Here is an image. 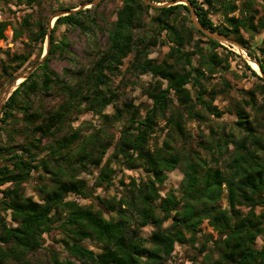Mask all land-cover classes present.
<instances>
[{"label": "trees", "instance_id": "trees-1", "mask_svg": "<svg viewBox=\"0 0 264 264\" xmlns=\"http://www.w3.org/2000/svg\"><path fill=\"white\" fill-rule=\"evenodd\" d=\"M19 1L29 6L40 2ZM104 1L56 18L45 62L12 92L2 108L0 129L18 136L14 125L18 112L24 127L22 142L0 144V264H30V255L45 248L54 230L62 235L56 242L72 259L49 250L50 264H164L175 245L184 243H199L192 259L202 255V264H264V215L254 211L257 206L264 207V79L242 60L258 79L244 92L243 102L255 118L261 115L263 122L250 119L237 102L232 109L237 133L225 131L218 120L221 113L212 105L213 96L200 83L204 74L200 69L209 73L218 69L223 61L214 50L217 47L226 51V58L240 57L208 37L210 50L200 46L199 40L192 43L194 34L206 36L193 26L182 3L153 7L142 0H122L111 11L113 18L106 19L98 11ZM188 1L202 26L235 40L264 72L257 45H249L241 34L243 30L264 44V0H244L239 16L229 15L237 9L233 1H221V24H215L210 16L213 3L219 0ZM55 2L52 11L76 7ZM30 18L26 15L21 27H12V32L17 38L22 28L29 31V38L38 43L35 57L31 59L33 49L14 53L2 67L6 82L42 54L47 18L40 16L34 22ZM99 21L106 43L87 67L58 73L49 66L51 58L68 54L66 35H56L61 26H66L65 31L79 28L87 33L100 28ZM9 24L0 21V39L5 38L3 32ZM158 44L168 46L164 57H149L151 47ZM189 44L194 47L190 52L184 50ZM129 54L132 59L126 73H148L155 79L145 88L151 105L144 114L131 100L118 105L120 94L109 86L110 75L119 72ZM195 55L199 56L197 66ZM224 62L228 65L227 59ZM256 92L263 95L261 104H257ZM55 94L62 98L57 105L33 106L32 97ZM172 95L179 104H174ZM109 105L112 113L105 112ZM86 112L102 122L88 134L71 125ZM159 119L165 121L166 135L161 145L155 143L150 148ZM206 121L210 122L208 133L199 130L196 140L186 128L187 122ZM114 159L126 170L141 168L145 176H131L119 197L96 195V206L68 198L91 196L79 177L91 168L98 169L95 187L110 189ZM176 169L182 173L179 186L162 193L167 174ZM34 174L37 199L26 195L23 185ZM204 221L215 236L201 233ZM147 226L153 230L145 236L142 231ZM260 236L263 241L257 246ZM84 240L96 243L100 251L86 246Z\"/></svg>", "mask_w": 264, "mask_h": 264}, {"label": "rangeland", "instance_id": "rangeland-1", "mask_svg": "<svg viewBox=\"0 0 264 264\" xmlns=\"http://www.w3.org/2000/svg\"><path fill=\"white\" fill-rule=\"evenodd\" d=\"M88 0H60L63 5H81L86 3ZM226 0H219L213 3V8H211V19L215 24L223 23V14L220 11L221 8L220 2ZM237 6V9L230 13L229 15L239 16V11L241 9L242 3L244 0H231ZM101 2V1H100ZM122 0H105L98 8L99 13L106 19H112L113 15L111 14L112 10L115 6L121 4ZM166 2V1H163ZM55 0H40L39 4L34 3L32 6L25 4L24 2H20L19 0H0V21H8L10 24L4 30V39H0V93L3 88L9 83L6 82V76L3 75L2 67L4 64H8L9 58L14 54L25 53L30 49L34 50V54L31 59L35 57V51L38 43L32 41L29 38V31L25 28H22V34L13 38L12 27H21V21L26 15H31L30 21L34 22L35 19L42 16L44 18L50 17V15L54 12L52 9L56 7ZM90 6H87V8ZM152 12V11H151ZM153 13V12H152ZM100 28H95L92 32L83 33L79 30V28H72L65 31L66 26H61L57 32V37H61L62 34H65L68 44V54L64 58H51L49 60V66L52 67L56 72L63 73L65 68L75 70L78 67H87L92 59L96 56L97 51L103 48L106 43V32L102 23ZM32 30H35V26L32 25ZM241 34L244 39L248 42L249 45L256 46V55L264 59V44L261 45L259 40L241 30ZM207 37L194 34L192 43L195 40H199L200 46H203L205 49H209V45L206 41ZM223 45V44H221ZM225 48L233 51L240 58L235 56L225 57L226 51L217 47L214 49L217 55L222 59V63L219 65L218 69L215 72L209 73L204 68L200 70L204 73L203 76L200 77V83L202 87L205 88L206 91L211 93L213 96L212 105L216 107L219 111V123L224 127L225 131H233L237 133V129L234 128L233 121L235 119V114L233 113L235 104L240 102L245 110L250 114V119L254 117L253 110L246 104H244V99L246 98L245 91L252 89L254 85L258 82V79L254 77L243 65L242 60L244 58L240 56L236 52L229 48L226 45H223ZM211 49V48H210ZM209 49V50H210ZM168 50L167 45H156L151 47L149 57L162 59L164 57L165 52ZM184 50L192 51L194 47L192 44L185 45ZM132 59V54H129L126 58H124L122 65L119 67V72L110 75L109 86L113 91H116L120 94L117 104L121 105L123 102L131 100L134 105H138L140 108L141 114H144L145 108L151 105V99L145 93V88L148 84L155 79L152 78L150 74H142L136 75L131 73H126L125 68L129 65ZM227 59L228 65L225 64L224 60ZM194 65L197 66L199 62V56H194ZM246 62V61H245ZM247 63V62H246ZM248 64V63H247ZM249 65V64H248ZM162 86H165V82H163ZM197 89H199L196 86ZM257 99V104L262 103V94L256 92L255 94ZM174 104H179V101L175 96H173ZM39 97H32L33 106H38L41 103L45 108H50L52 106L57 105L62 101L61 96L53 95V96H44L41 99ZM106 113H112L113 107L109 105L105 108ZM168 113V112H167ZM22 114L20 112L15 114V118L17 121L14 123L15 128L18 129V136L14 137L10 132L8 133L6 129H0V144H14L20 143L23 140V119ZM256 123H262L263 118L261 115H257L254 117ZM101 118L93 115L90 112L82 113L79 115L77 119L71 121L72 127H80L82 133L88 134L94 128L99 127L101 125ZM165 121L163 119L158 120V125L155 127V132L152 134V137L149 141L150 148L154 146L155 143L161 145L165 135L167 128L165 127ZM209 121L204 123H194L187 122L186 128L191 131L193 135L198 133L199 130H202L204 133H208ZM116 136L117 132L115 131ZM196 140H199L198 136L194 137ZM179 145V142L178 144ZM232 146V145H231ZM230 146V147H231ZM111 149L108 150V154H110ZM42 154L39 155L42 156ZM111 166L115 169V175L113 178V186L104 190L101 188L95 187V177L98 173V169L91 168L87 172H82L79 174V177L83 178L86 182L88 188L91 191V196L83 197L79 195H70L68 198L77 201L82 205H89L90 203L96 206V195H100L103 197H111L112 195H116L119 197L123 184H127L130 180V177L133 176L135 179L139 176H145L141 168H136L132 171L124 169L118 160L114 159L111 162ZM35 174L34 178L27 180L24 182V190L26 195H31L35 199H37V191L35 190ZM182 179V173L179 169H176L167 174L166 180L164 182V187L162 189V193H164L169 188H177L179 186L180 180ZM224 205V202L222 203ZM240 208L247 212L248 208L244 206H240ZM256 214L263 213L264 215V207L257 206L254 208ZM105 216L107 214L105 213ZM201 233H213L215 236L216 233L213 232L212 228L204 221L201 225ZM153 230L152 226H147L143 229L142 234L148 236L150 232ZM62 237L59 230H54L47 237V240L44 244V247L38 253L34 255H30V264H50L48 260V251L54 250L60 254L61 258L69 259L66 251L63 249L62 245L56 242V240H60ZM54 238V240H53ZM263 241V238L260 236L257 239V246H259ZM83 243L94 249L95 252L100 251V246L90 240H84ZM199 247V243H195L191 245L189 243L184 244H176L174 251L171 253L170 257L166 259L164 264H202V255H198L197 258L193 261L192 257L196 254L197 249ZM72 259V258H70Z\"/></svg>", "mask_w": 264, "mask_h": 264}, {"label": "water", "instance_id": "water-1", "mask_svg": "<svg viewBox=\"0 0 264 264\" xmlns=\"http://www.w3.org/2000/svg\"><path fill=\"white\" fill-rule=\"evenodd\" d=\"M101 0H90L87 1L86 3H83L81 5H78L74 8L71 9H65V10H56L54 11L50 17L48 18L47 21V32L45 36V40L43 43V51L39 59H37L33 64L29 65L27 68H25L23 71L18 73L1 91L0 93V114L2 111V108L9 98V96L12 94V92L24 81L26 80L32 73L33 71L42 65L45 62V59L48 55L49 48H50V40H51V32H52V27L54 24V21L56 18L62 16V15H67L70 13H74L78 10H82L87 8V6H95L97 5ZM144 3L151 5L153 7H161V6H170V5H175L178 3H182L187 6L189 10V15H190V20L192 21L193 26L201 31L206 37L209 39H212L220 44L226 45L229 48L236 50L240 56L244 58V60L249 64V66L256 72V74L264 79V72L261 69L259 62L257 60L251 59L247 53L246 50L235 40L226 37L225 35L214 32L212 30H209L205 28L204 26L201 25V23L198 21L196 13L191 5V3L188 0H174V1H166V2H155L153 0H142ZM252 63H254L257 67V69H254L252 66Z\"/></svg>", "mask_w": 264, "mask_h": 264}, {"label": "bare ground", "instance_id": "bare-ground-1", "mask_svg": "<svg viewBox=\"0 0 264 264\" xmlns=\"http://www.w3.org/2000/svg\"><path fill=\"white\" fill-rule=\"evenodd\" d=\"M252 66L254 69H257L256 65L254 63H252Z\"/></svg>", "mask_w": 264, "mask_h": 264}]
</instances>
